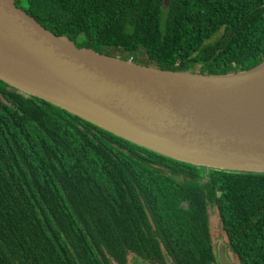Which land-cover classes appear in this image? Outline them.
<instances>
[{
    "label": "trees",
    "instance_id": "trees-1",
    "mask_svg": "<svg viewBox=\"0 0 264 264\" xmlns=\"http://www.w3.org/2000/svg\"><path fill=\"white\" fill-rule=\"evenodd\" d=\"M168 1L15 0L79 47L162 69L264 60V0ZM211 209L239 264H264V173L170 158L0 80V264H220Z\"/></svg>",
    "mask_w": 264,
    "mask_h": 264
},
{
    "label": "water",
    "instance_id": "water-1",
    "mask_svg": "<svg viewBox=\"0 0 264 264\" xmlns=\"http://www.w3.org/2000/svg\"><path fill=\"white\" fill-rule=\"evenodd\" d=\"M0 80L170 158L264 173V60L224 74L162 69L79 47L0 0ZM218 260L234 264L223 241Z\"/></svg>",
    "mask_w": 264,
    "mask_h": 264
},
{
    "label": "rangeland",
    "instance_id": "rangeland-1",
    "mask_svg": "<svg viewBox=\"0 0 264 264\" xmlns=\"http://www.w3.org/2000/svg\"><path fill=\"white\" fill-rule=\"evenodd\" d=\"M110 51H108V50ZM105 50H103V53H107V54H110V55H114L113 52H119L120 51L116 48H112V47H106ZM142 57V56H141ZM149 57L148 53L146 52L145 55H144V58H147ZM143 63H147V64H150V65H153V66H158L157 64L155 63H148L146 61H141ZM196 68V67H195ZM187 71H190V70H187ZM191 71H193L191 69ZM210 222H211V234H212V239H213V242L214 243H218L222 240H225L227 242V236H226V233L222 227V224H221V221H220V216L218 214L217 211H213L212 209L210 210ZM229 253L231 254V258L233 259L234 263L235 264H239L238 260L235 258V256L232 254L231 251H229ZM128 264H149L141 259H135L133 258L132 256H130V259H129V262ZM169 264H173L171 261L169 262Z\"/></svg>",
    "mask_w": 264,
    "mask_h": 264
},
{
    "label": "flooded vegetation",
    "instance_id": "flooded-vegetation-1",
    "mask_svg": "<svg viewBox=\"0 0 264 264\" xmlns=\"http://www.w3.org/2000/svg\"><path fill=\"white\" fill-rule=\"evenodd\" d=\"M222 241H224V243L226 242L225 240H222ZM212 243H213L214 250H215V252H216L217 255H218V252H219V246L221 245V241L218 242V243H214V242L212 241ZM227 254H228V256L231 258V254L229 253V250H227ZM231 260L233 261L232 258H231ZM233 263H234V261H233ZM234 264H235V263H234Z\"/></svg>",
    "mask_w": 264,
    "mask_h": 264
}]
</instances>
